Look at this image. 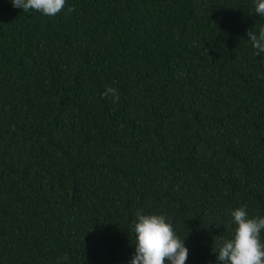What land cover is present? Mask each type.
<instances>
[{
	"label": "trees",
	"instance_id": "trees-1",
	"mask_svg": "<svg viewBox=\"0 0 264 264\" xmlns=\"http://www.w3.org/2000/svg\"><path fill=\"white\" fill-rule=\"evenodd\" d=\"M255 6L0 0V264H130L138 210L166 217L185 264H220L231 211L264 216Z\"/></svg>",
	"mask_w": 264,
	"mask_h": 264
},
{
	"label": "clouds",
	"instance_id": "clouds-1",
	"mask_svg": "<svg viewBox=\"0 0 264 264\" xmlns=\"http://www.w3.org/2000/svg\"><path fill=\"white\" fill-rule=\"evenodd\" d=\"M66 0H11L13 7L24 11L36 10L46 16H55L65 7ZM69 12L74 7L68 8ZM255 12L264 16V0H256ZM247 37L256 49V55L264 53V28L259 34L251 28ZM118 102L120 97L115 87L107 86L102 93ZM235 229L230 238L214 243L212 251L220 264H264V244L260 239L264 230V216L249 217L246 207L231 211ZM135 253L130 264H185L188 248L180 239L164 215L143 214L137 211L133 221ZM66 258V257H65Z\"/></svg>",
	"mask_w": 264,
	"mask_h": 264
}]
</instances>
